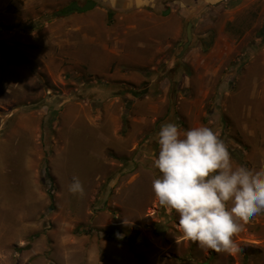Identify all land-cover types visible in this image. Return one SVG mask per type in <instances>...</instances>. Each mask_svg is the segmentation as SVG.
I'll return each instance as SVG.
<instances>
[{"label": "rangeland", "instance_id": "rangeland-1", "mask_svg": "<svg viewBox=\"0 0 264 264\" xmlns=\"http://www.w3.org/2000/svg\"><path fill=\"white\" fill-rule=\"evenodd\" d=\"M223 1L204 4L181 22L173 56L188 21L192 43L202 12L222 17V9L242 8L228 27L234 49L219 70L224 85L208 88L202 103L190 102L186 93L162 107L152 100L149 127H140L146 135L132 142L128 155H116L103 150L100 106L90 100L87 86L101 81L78 68L55 70L50 77L35 63L36 55L9 46L32 42L23 34L34 24L14 25L22 15L34 16L0 0V264H264V212L233 237L237 250L217 253L185 240L178 214L160 206L152 191L160 175L153 163L157 134L167 122L181 132L210 127L227 145L233 167L264 168V0ZM54 10L41 15L50 20ZM190 45L155 75H169L176 84V64ZM130 106L123 105L124 116ZM74 176L83 183L82 197L68 192Z\"/></svg>", "mask_w": 264, "mask_h": 264}, {"label": "crops", "instance_id": "crops-1", "mask_svg": "<svg viewBox=\"0 0 264 264\" xmlns=\"http://www.w3.org/2000/svg\"><path fill=\"white\" fill-rule=\"evenodd\" d=\"M6 1L16 13L34 16L22 15L15 21V29L26 22L41 23L39 28L26 29L27 33L23 34L36 46L28 40L22 45L9 42V46L36 55L38 62L35 63L50 77H54L55 70L74 72L78 68L76 71L84 72L83 76L101 81H91L87 86L90 100L102 103H98L97 131L101 134L103 150L116 155H128L132 142H139L141 133L146 135L147 130L143 133L141 128L149 127L152 100L161 104L172 97L180 99L181 93H186L190 102L202 103L208 88L224 85L219 70L234 49L228 27L242 10L222 9V17L217 11L211 17L203 16L202 12L201 26L193 33L195 38L188 52L176 64L177 83L172 86L169 75L157 77L155 72L166 66L176 53L181 42V22L191 19L192 12L197 14L204 4L216 5L218 0H143L140 6L137 0H110L113 6L108 4L109 0H102L103 3L92 0L95 5L90 10L61 16L51 14L50 20L41 14L51 9L60 11L73 2L82 6L87 0ZM254 2L256 0H250L249 5ZM208 31L213 34L205 40ZM38 50H42V54H37ZM129 102L130 113L124 116L123 105ZM139 104H143L142 110ZM122 122L126 126L124 136Z\"/></svg>", "mask_w": 264, "mask_h": 264}, {"label": "clouds", "instance_id": "clouds-1", "mask_svg": "<svg viewBox=\"0 0 264 264\" xmlns=\"http://www.w3.org/2000/svg\"><path fill=\"white\" fill-rule=\"evenodd\" d=\"M157 136L153 163L160 175L152 191L159 205L178 214L185 240L217 253L237 250L233 237L264 212V168L233 167L227 145L207 126L181 132L178 124L167 122ZM68 192L85 194L78 177Z\"/></svg>", "mask_w": 264, "mask_h": 264}, {"label": "water", "instance_id": "water-1", "mask_svg": "<svg viewBox=\"0 0 264 264\" xmlns=\"http://www.w3.org/2000/svg\"><path fill=\"white\" fill-rule=\"evenodd\" d=\"M94 5H95V2L92 0H87L85 2V4H83L82 6L78 5L76 2H73V3L69 4L68 6L64 7L62 9V11L64 13H68V12H72V11H87V10H90L92 7H94ZM191 30H192V23H191V21H188L186 23L185 29H184L185 40H184L183 44L181 45L179 52L173 56L175 59L180 58L184 54V52L188 49V47L191 43V40H192Z\"/></svg>", "mask_w": 264, "mask_h": 264}, {"label": "trees", "instance_id": "trees-1", "mask_svg": "<svg viewBox=\"0 0 264 264\" xmlns=\"http://www.w3.org/2000/svg\"><path fill=\"white\" fill-rule=\"evenodd\" d=\"M65 13L62 11V10H60V11H58L57 13H55V16H61V15H64ZM32 24H34V28L36 27V28H39L40 26H41V23L40 22H32ZM262 29H263V31H264V23H263V27H262ZM51 199V202H53V198L51 197L50 198ZM53 208V207H52Z\"/></svg>", "mask_w": 264, "mask_h": 264}]
</instances>
